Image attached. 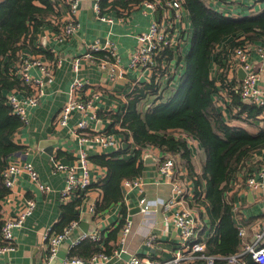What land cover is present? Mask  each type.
<instances>
[{
    "label": "crops",
    "instance_id": "1",
    "mask_svg": "<svg viewBox=\"0 0 264 264\" xmlns=\"http://www.w3.org/2000/svg\"><path fill=\"white\" fill-rule=\"evenodd\" d=\"M206 2L212 8L233 16L258 13L264 8V0H206ZM97 3V0H79L75 17L79 26L76 32L63 42H58L54 39V25L70 19L71 12L68 5L61 6L62 4H58L60 5V9H57L59 10L58 17L46 18L47 22L35 34L36 40L34 44H30L33 48L26 41L29 49L19 52L20 55L38 57L46 64H50L52 61H55V63L52 74L42 78L43 95L39 104L27 108L26 117L28 123L19 127L12 136V141L20 146V149L5 156H0V160L6 161V164L14 161L20 164L25 161L31 162L38 173L40 182L48 186L47 190L41 191L30 181L27 174H21L15 178L13 189L0 200V219L4 215H15L21 209L25 199L33 198L35 200L34 211L26 218L22 227L14 229L16 249L5 257L6 261H9L11 264H64V258H60L58 254L53 260L47 261L43 259L45 252L44 232L49 227L53 228L57 226L62 220L63 207L76 200L78 201L74 206L73 212L78 218V226L73 232L72 237H77L81 233H92L98 230L103 240H105L109 232L119 222L123 224L126 218L132 221V230L123 244L120 243L121 228H119L117 233L116 241L109 240L104 242L102 240L100 244L101 251L105 252L104 247L106 245L107 247L114 246L113 250L119 248L120 253L118 257H111L107 262L101 264H124L130 255L133 254L168 258L171 256L177 243V230L171 219L178 209V205H173L168 209L161 206V202L170 196V189L168 185L160 183L158 178L157 161L154 156V154L161 152L158 148L145 153L151 154L155 158L154 162L145 163L143 161L145 154L142 157H138V160L142 161L143 164L140 174L144 183L142 191L131 190L126 196H123L120 186L121 199L111 203L103 211L92 215L89 212L90 204H95L96 201H100L102 198V192L97 187V183H100L106 177L107 172L104 167L91 162L93 181L92 186L85 193L86 195L82 199L70 200L67 203H63L60 200L59 194L64 186V177L62 173L56 172L51 168L49 160L52 156H56L63 163H69L74 154L82 148L87 151L89 156L112 153L111 149L101 148L90 141L81 145L76 139L75 134L70 132L67 127H55L53 124L58 111L68 97L74 76L77 75L89 82V86L86 87L81 98L83 100L93 98L92 105L95 108L96 112L93 111L96 113V117H91V114L88 113V122H96V129L112 130L115 125L107 117V113L112 112L111 110L117 111L121 109L125 103L126 96L129 94L132 82L139 81V83H143L146 81L140 69L134 71L128 68V56L136 45V36L147 30L152 16L157 19L160 17L159 9L151 14L148 10L135 8L125 15L123 21H120V13L118 12L112 11L103 15L97 13L94 9ZM157 12H159V17L157 16ZM103 16L104 19L102 18ZM182 21L186 28L181 44L183 58L179 59L181 66L178 76H175L171 85H168L166 88V98L171 96L179 87L181 75L185 69L184 56L190 48L193 31L191 18L186 9L183 11ZM232 38L233 36H229L223 39L218 44L214 56L217 54V50H222ZM96 42L102 45L108 42L115 46L118 64L114 79L110 78L111 76L108 71L112 60L110 57H105L104 52H100L102 56L93 54L92 59H80L81 62L77 73L72 68V61L76 57H80L86 53L87 47ZM45 51L49 53H45ZM254 59H256L255 56ZM100 61L106 62L105 68L99 67ZM217 66L218 64L213 62L209 65L210 75L214 78L217 75ZM259 66L260 63L256 64L257 69ZM30 74L35 78L40 77L35 67L30 69ZM261 76L264 81V69H262ZM143 102L140 101L139 107L146 109L145 104L142 108ZM78 119L79 114L74 112L68 120V125L73 126L78 122ZM250 120L255 119L249 118L248 121H245L237 117L236 119H229V122H232L231 126H240L245 129L247 127L238 125L237 123L252 122L253 125H257L255 129L249 130L252 132L255 130L257 132L256 128L264 127L263 123L259 124L256 120ZM188 148L194 171L199 173L201 171V158L204 156L203 149L195 138L190 139ZM253 156L259 161H264V148L254 152L251 158ZM176 158L175 170L178 173V177H180V181L190 188L193 186V183L188 177L186 161L181 155L176 156ZM227 196L233 202V213H236V218L243 217L248 221V225L257 221L260 216H264V202L258 201L255 194L245 189L243 185L241 187L234 184L232 180L227 191ZM142 197L148 199L151 206L156 210L155 214L149 219L143 217L140 210L135 213L132 211L135 206L139 207L138 200ZM186 203L191 208L196 206L195 208L196 210L198 209V212L199 210L201 211L202 215L198 214V216L200 222L203 224L205 235L212 234L205 210L202 207H198L199 205L194 204L192 198L188 196L186 197ZM232 217L235 220L233 214ZM82 221L86 223V231L80 226V222ZM233 223L235 227L236 225H241V222L237 220L233 221ZM248 225L244 224L247 230L246 237L248 240H251L252 236ZM149 231L151 235L155 236V239L147 244L145 241L146 237L144 238V236ZM67 250L68 243L64 241L58 253L64 251L66 257ZM247 258L245 259L247 264L248 261L255 263L250 258L247 260Z\"/></svg>",
    "mask_w": 264,
    "mask_h": 264
},
{
    "label": "built area",
    "instance_id": "2",
    "mask_svg": "<svg viewBox=\"0 0 264 264\" xmlns=\"http://www.w3.org/2000/svg\"><path fill=\"white\" fill-rule=\"evenodd\" d=\"M70 8L71 18L67 21L60 22L58 29L53 32L54 39L58 42L68 40L77 30L79 23L76 14L78 10L79 0H61ZM98 1V0H97ZM142 10H148L151 14L160 10V17L152 16L147 30L139 33L136 36V45L130 51L128 56V68L132 70H141L146 82L152 78L155 84L159 85V93H163L164 87L171 85L175 76H178V71L181 64L179 59L182 56V37L186 32L182 21V14L185 10L182 0H142L138 5ZM99 13L98 4L94 7ZM215 9V8H214ZM216 10V9H215ZM220 11L221 10H216ZM226 16H233L222 13ZM104 19V16L102 17ZM120 21L124 17H119ZM110 21V19H109ZM240 39H243L240 38ZM95 52H104L105 57L111 58L108 71L110 78L114 79L117 72L118 56L115 46L106 42L105 45L93 43L87 47L86 53L80 57H76L72 61V68L79 70L80 59L93 58ZM181 56V57H180ZM254 56L256 59H254ZM100 68L106 67L105 61H100ZM55 61L46 64L42 59L35 56L20 55L15 63V69L12 73L19 77L24 84L29 87V91L18 92L15 89L6 95L7 104L11 107L12 113L17 115L22 124L28 123L27 108L36 106L43 95L42 78L51 75L53 72ZM260 63L258 69L256 64ZM224 66H217V82L218 92L213 98L214 105L218 112L222 115L224 122L231 126L232 122L229 119H242L248 121L246 113L242 112L241 107L237 105L230 106L231 93L234 92L239 96L241 101L246 104L256 106L261 111L254 117L257 123L264 124V81L261 76L264 69V41L261 40H244L240 45L229 50L223 59ZM35 67L39 74V78H35L30 74V69ZM238 70L244 71V76L238 75ZM224 78V80L220 79ZM139 81L132 82L129 90L133 88ZM89 82L77 75L74 76L68 97L55 119L54 126L64 128L67 127L70 132L75 134L79 144L85 142H93L101 148L111 149V152H117L125 142L122 135L113 131H123L120 123L116 122L112 130H101L95 128L96 122H88V113L91 117H96V111L93 107L92 99L83 100L81 98ZM122 108V107H121ZM95 112H94V111ZM113 113H118L119 110H111ZM79 114L78 122L73 126L68 125V120L72 114ZM250 120V121H255ZM189 143L192 137L181 134ZM135 146L129 142V157H131ZM155 150V147H148L142 151L141 156L145 153ZM157 161V174L160 183L166 184L170 189L168 196L161 206L165 209L178 205V209L173 214L171 219L174 227L177 230V243L171 256L168 258H157L150 256H139L136 254L130 255L129 259L124 264H247L245 260L249 257L258 264H264V216H260L257 221L248 225V221L243 217H237L236 213L232 214L235 217L234 222L240 221L241 225L237 226L238 236L240 239V249L227 256L213 255L207 251L206 241L204 240L205 231L203 224L199 219V212L196 206L189 207L186 203V197L193 198L195 193L194 185L188 188L184 182L180 181L178 173L175 170L176 157L164 154H154ZM126 157V155H124ZM51 168L63 174L64 186L60 190V200L67 203L70 200L82 199L87 190L90 188L92 176V163L89 160V155L85 149H80L74 154L69 163H63L56 156H52L49 160ZM21 174H27L33 184L41 191L48 189V186L40 182L38 173L34 169L31 162L18 163L17 161L7 163L1 171L3 186L9 190L13 189L15 178ZM234 184H237L245 189L250 190L255 194L256 199L264 202V161H259L256 157H252L245 162V165L236 173ZM144 183L142 178L137 176L132 179H124L121 183L123 196H126L131 190L142 191ZM193 201V200H192ZM139 210L143 217L149 219L155 214V208L151 206L148 199L142 197L138 200ZM35 200L27 198L23 201L21 209L15 215H4L0 221V264H11L6 261L5 257L10 252L16 249L14 229L22 227L26 218L34 211ZM89 212L95 215L94 204H90ZM264 214V212H263ZM236 224V223H235ZM249 226V231L252 236L248 240L246 226ZM78 226V220H71L62 230H55L49 227L44 232L45 252L44 260H53L56 258L59 248L64 241L68 243L67 255L63 259L64 264H101L107 262L111 257H118L120 250L116 248L111 254H106L104 251H99L88 259L69 256L72 248L82 240H91L102 243V236L97 230L92 233H81L77 237H72L73 232ZM132 230V221L125 219L120 229V243L123 244L127 236ZM213 234V232H212ZM146 237V238H145ZM147 244L151 243L155 236L147 232L144 236ZM71 241H70V240Z\"/></svg>",
    "mask_w": 264,
    "mask_h": 264
},
{
    "label": "trees",
    "instance_id": "3",
    "mask_svg": "<svg viewBox=\"0 0 264 264\" xmlns=\"http://www.w3.org/2000/svg\"><path fill=\"white\" fill-rule=\"evenodd\" d=\"M141 1L98 0L97 4L100 15L115 11L120 13L119 17H125L129 11L138 8L136 5ZM182 2L190 15L193 32L190 49L184 56L185 69L179 87L166 98L167 87L163 88V93H159L160 86L155 84L153 78L149 82L137 83L129 91L119 112L107 113L112 124L120 123L123 131H113L123 136L127 147L121 146L111 154L89 156L90 162L104 167L107 172L106 177L97 183L102 198L95 202L94 210L97 214L121 199L120 186L124 179L140 177L143 164L138 157L146 148L155 147L174 157L181 155L195 189L192 202L205 210L210 231L213 232L204 237L207 251L213 255L227 256L236 253L240 245L238 229L232 217L233 202L227 196V191L245 162L251 159L254 152L264 148V127L250 132L224 122L214 105L213 98L219 88L217 78L210 75L209 65L213 62L224 66L225 54L244 40L264 41V8L254 14L226 16L212 8L206 0ZM58 4L67 6L61 0H0V156L20 149L12 141V136L23 124L6 101V95L14 89L19 93L29 91V87L12 73L19 52L29 49L26 41L33 48L30 44H34L35 34L47 22L46 18L58 17ZM59 25L60 22L54 25L55 31ZM229 36H233L232 40L222 50L218 49L214 56L218 44ZM94 54L102 56L100 52ZM147 97L148 100L150 97L157 98L158 102L141 109L139 103ZM233 105L240 106L250 119L261 111L241 101L234 92L231 93L230 106ZM181 134L198 140L203 149L199 173L194 171L188 143ZM129 142L135 148L131 157L125 158L124 155L130 154ZM6 165V161L0 160V200L9 193L1 182V171ZM77 201L63 207L62 220L53 227L55 230H62L71 220L78 219L73 212ZM199 214L202 215L200 210ZM115 226L105 240L102 238L104 242L116 241L122 222ZM97 244L82 240L72 248L69 256L88 259L101 251ZM104 248L107 254H111L114 246L105 245ZM248 264L257 263L248 261Z\"/></svg>",
    "mask_w": 264,
    "mask_h": 264
},
{
    "label": "water",
    "instance_id": "4",
    "mask_svg": "<svg viewBox=\"0 0 264 264\" xmlns=\"http://www.w3.org/2000/svg\"><path fill=\"white\" fill-rule=\"evenodd\" d=\"M157 16L159 17V12H157ZM238 75H239L240 77H243V76H244V71H242V70H238ZM98 125H99V122H98V124H97V128H98ZM122 147H123V148H126V147H127V144H126V143H123V144H122ZM143 161H144L145 163H148V162H154V161H155V158H153V157L151 156V154H145L144 157H143ZM132 211H133L134 213L137 212V211H139V207L135 206V208H133ZM80 226L84 229V231H86V223H85L84 221L80 222ZM58 256H59L60 258H62V259L65 258V252H64V251H60V252L58 253Z\"/></svg>",
    "mask_w": 264,
    "mask_h": 264
},
{
    "label": "rangeland",
    "instance_id": "5",
    "mask_svg": "<svg viewBox=\"0 0 264 264\" xmlns=\"http://www.w3.org/2000/svg\"><path fill=\"white\" fill-rule=\"evenodd\" d=\"M189 49L187 50V52L189 51ZM146 99L141 100V102L145 101L142 104V108H143L144 104L146 105V107H150V106H153L155 104V102H158V99L157 98H154L153 99V97H150L149 100H148V97H147ZM243 123L244 124H242V123H237V124L238 125H241V126L247 127L248 128V129L246 128L247 130H250V129L253 130V129H255V126H257V125H253L252 122L251 123H249V122H243ZM259 126H261V125H259ZM256 129L259 130V128H256ZM250 132H252V131H250ZM253 132H256V130L253 131ZM125 158H129V156H126Z\"/></svg>",
    "mask_w": 264,
    "mask_h": 264
}]
</instances>
